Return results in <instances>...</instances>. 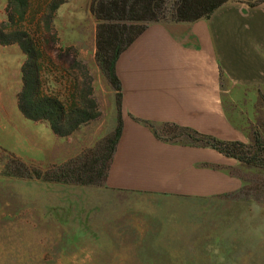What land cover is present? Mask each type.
Instances as JSON below:
<instances>
[{
    "label": "rangeland",
    "instance_id": "rangeland-1",
    "mask_svg": "<svg viewBox=\"0 0 264 264\" xmlns=\"http://www.w3.org/2000/svg\"><path fill=\"white\" fill-rule=\"evenodd\" d=\"M8 1L0 0L2 39L21 30L35 40L43 92L68 102L84 80L97 115L67 137L26 120L17 106L26 57L16 43L0 45V264H264V169L238 163L237 190L201 198L112 188L102 172L126 113L97 63L102 76L89 67L92 0H26L20 23ZM73 60L89 79L77 81ZM260 112L240 143L252 146L257 135L264 145ZM149 129L161 142L201 147L170 126Z\"/></svg>",
    "mask_w": 264,
    "mask_h": 264
},
{
    "label": "crops",
    "instance_id": "crops-1",
    "mask_svg": "<svg viewBox=\"0 0 264 264\" xmlns=\"http://www.w3.org/2000/svg\"><path fill=\"white\" fill-rule=\"evenodd\" d=\"M89 47V67L102 76L94 30ZM117 75L126 118L108 172L112 188L201 198L240 187L230 174L238 162L210 148L161 142L149 125L249 141L264 114V2H229L208 19L149 25L120 55Z\"/></svg>",
    "mask_w": 264,
    "mask_h": 264
},
{
    "label": "trees",
    "instance_id": "trees-1",
    "mask_svg": "<svg viewBox=\"0 0 264 264\" xmlns=\"http://www.w3.org/2000/svg\"><path fill=\"white\" fill-rule=\"evenodd\" d=\"M62 4L63 0H59ZM229 2L246 4L250 8L261 5L264 0H92L90 13L96 21L95 61L105 79L115 91L116 105L121 107V83L117 75V62L120 55L147 29L149 25L164 21L174 23H193L208 19L217 9ZM58 4L54 6V11ZM8 8L23 21L27 1L9 0ZM10 13L7 17L9 25L14 22ZM50 17L47 25H50ZM50 29H46L49 32ZM0 33V45L18 44L26 61L21 67V90L17 95V106L22 116L31 122H46L54 135L67 137L76 131L80 125L96 117V103L91 97L90 87L84 80L71 87L75 94L71 101L60 100L56 95L43 92V67L40 58L36 56L35 40L29 34L16 30L11 32V40L5 41ZM74 65V66H73ZM79 70L82 77L89 79L86 67L80 62L73 61L72 69ZM69 69L65 70L66 72ZM170 126L182 135H187L194 145L210 148L226 158L241 165L255 166L264 169V145L259 137L254 136V144L247 146L240 142L221 141L210 136L200 135L192 130ZM119 136L115 140L117 143ZM257 149L256 153L252 152ZM114 155V146L109 149L103 169V182H106ZM89 168V167H87ZM76 178V172L69 173Z\"/></svg>",
    "mask_w": 264,
    "mask_h": 264
}]
</instances>
